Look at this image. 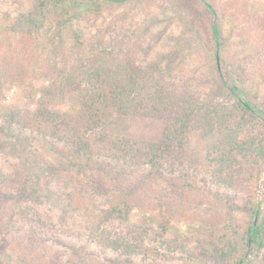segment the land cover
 I'll list each match as a JSON object with an SVG mask.
<instances>
[{"label":"trees","instance_id":"16d2710c","mask_svg":"<svg viewBox=\"0 0 264 264\" xmlns=\"http://www.w3.org/2000/svg\"><path fill=\"white\" fill-rule=\"evenodd\" d=\"M30 1L21 26L42 29L69 0ZM107 1L111 15L131 4H158L180 27L175 50L140 66L141 45L113 26L107 43L98 32L90 40L78 37L68 51L43 49L49 65L30 75L27 65H0V100L14 85L20 95V103L0 105V233L10 213L16 226L14 237H0V251L15 252L12 264H145L156 248L132 217L156 209L165 233L207 201V233L194 241L190 257L204 264H264V200L256 190L264 174V15L243 0L228 2L225 29L224 15L209 0ZM42 45L38 39L31 55L38 57ZM191 59L196 64L187 72ZM32 74L49 77L51 85L26 81ZM114 113L162 121L160 138L110 136ZM191 133L215 140L202 160L188 155ZM35 141L73 162L57 167ZM50 197L65 199L76 213L43 212ZM97 198L107 203L98 213L85 205ZM161 239L159 248L177 250Z\"/></svg>","mask_w":264,"mask_h":264},{"label":"rangeland","instance_id":"374dc122","mask_svg":"<svg viewBox=\"0 0 264 264\" xmlns=\"http://www.w3.org/2000/svg\"><path fill=\"white\" fill-rule=\"evenodd\" d=\"M209 1L216 5L218 16L224 15V27L227 29L231 25L230 15H232L226 10L227 4L238 0ZM243 1L247 2L255 13L264 15V0ZM157 5L149 2L131 4L129 5V10L118 8L111 15L109 9L113 7V4L110 1L69 0L64 13H59V18L58 16L51 18L42 29L37 26H33L30 29L29 27L21 26L31 11L32 3L30 0H0V65L4 70L18 63L27 65L30 75L31 71H40L41 66L47 67L49 65L47 60L45 62L44 56H42L43 49L61 47L68 51L78 37V40L83 38L84 40H90L98 32L105 33V42L107 43L110 42L111 27L115 26L116 29L123 30L128 35H131L133 42L137 41L141 45L137 54V64L146 66L174 51L173 39L181 33L180 27L170 19V14L163 13ZM200 7L206 18L210 20V14L205 6L200 4ZM237 23L236 25L242 28L241 20H238ZM237 31L240 30L238 29ZM36 38L39 39V44L43 43L41 49H39L38 57L31 55L32 49L38 44V39L36 40ZM18 39L19 42H17ZM178 53L179 55L176 57L175 62L180 58V52L178 51ZM187 63L186 71L190 72L194 69L196 62L191 59ZM26 81H31L37 87L51 85V79L49 77H41L40 74L39 78L38 75L34 76L32 74L26 78ZM4 84L6 83L4 82ZM18 89V86L14 85L8 91H5V97L0 100V105L20 103ZM65 105L63 104V107ZM67 106L65 107L67 108ZM162 129L163 123L160 120L126 117L117 113L110 115L107 123V131L110 136L130 138L137 141H157L161 136ZM188 139V155L193 159L200 158L202 160L211 152L215 143L213 138H203L199 133L189 134ZM35 146L49 160L55 162L57 167L66 168L73 162L72 159L68 158L58 160L54 149L50 148L49 143L35 141ZM256 190L258 201L263 202L264 174L258 180ZM24 193L27 194L28 190L24 191ZM70 205L65 199L58 201L57 197H50L41 206V210L54 215L76 213L70 210ZM85 205L89 209L94 207L93 210L98 213L101 210H105L107 203L103 198H97L96 201L85 200ZM197 206L196 210L183 218L184 221L182 223L169 225L165 233L161 231L156 209L139 212L132 217L131 223L136 228L145 229L143 234L148 245L156 248V252L153 253L155 255L150 254V258L144 260L145 264H204L199 262L194 256L190 257V255H193L195 251L194 241L204 237L207 233V229L203 225V219L210 209V203L202 201ZM78 211L80 216L85 213V210ZM74 223L77 226L80 224L79 221H74ZM15 227L14 213H10L5 219L0 237L8 239L14 237ZM162 236L164 241L175 243L176 247H178L177 250L167 251L164 248H159L160 243H162ZM64 239L67 244L73 247L74 244H71L70 238L66 237ZM52 243L54 244L55 242L52 241ZM55 247L62 250L59 245ZM62 251H66L70 257H73L66 247ZM65 256L66 258L69 257L68 255ZM15 257L14 251L10 249L1 250L0 264H12ZM151 259H153V262H151ZM251 259V255L247 257V260Z\"/></svg>","mask_w":264,"mask_h":264}]
</instances>
